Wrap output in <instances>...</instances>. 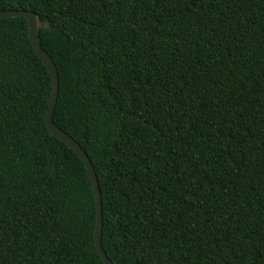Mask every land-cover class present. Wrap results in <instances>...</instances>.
I'll return each instance as SVG.
<instances>
[{
	"label": "trees",
	"instance_id": "trees-1",
	"mask_svg": "<svg viewBox=\"0 0 264 264\" xmlns=\"http://www.w3.org/2000/svg\"><path fill=\"white\" fill-rule=\"evenodd\" d=\"M49 21L52 120L88 154L114 264H264V0H0ZM27 18L0 17V264H105L81 157L47 127Z\"/></svg>",
	"mask_w": 264,
	"mask_h": 264
},
{
	"label": "water",
	"instance_id": "water-1",
	"mask_svg": "<svg viewBox=\"0 0 264 264\" xmlns=\"http://www.w3.org/2000/svg\"><path fill=\"white\" fill-rule=\"evenodd\" d=\"M18 16H24L27 18L31 42L34 46L37 55L42 60L43 64L47 67L51 76L52 87H51L50 101L48 108L44 113L47 127L52 132V134H54L56 137H58L60 140H62L63 142H65L67 145H69L75 150V152L81 157L87 168L92 183V187L94 190L96 206H97L96 225L94 230L96 249L105 264H114L109 259L106 252L104 251L101 242L102 223H103L102 198H101V190L98 182V177L94 169V166L88 154L81 147V145L52 120V112L56 106V102L58 98L59 76H58V70L56 64L52 60L51 56L42 47L39 38L41 28L51 29L52 25L49 21H44L39 14L30 10L0 9V17H18Z\"/></svg>",
	"mask_w": 264,
	"mask_h": 264
}]
</instances>
